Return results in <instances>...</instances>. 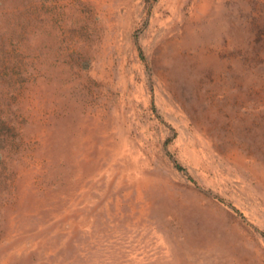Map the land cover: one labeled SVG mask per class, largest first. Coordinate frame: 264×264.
<instances>
[{"label":"rangeland","instance_id":"1","mask_svg":"<svg viewBox=\"0 0 264 264\" xmlns=\"http://www.w3.org/2000/svg\"><path fill=\"white\" fill-rule=\"evenodd\" d=\"M0 264H264V0H0Z\"/></svg>","mask_w":264,"mask_h":264}]
</instances>
